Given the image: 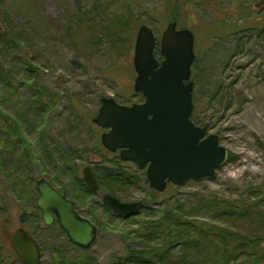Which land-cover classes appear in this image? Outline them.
I'll return each instance as SVG.
<instances>
[{
    "label": "rangeland",
    "instance_id": "1",
    "mask_svg": "<svg viewBox=\"0 0 264 264\" xmlns=\"http://www.w3.org/2000/svg\"><path fill=\"white\" fill-rule=\"evenodd\" d=\"M253 1L0 0V62L10 80L0 82V264H23L11 237L30 212H38L36 182L42 177L66 190L98 227L96 241L84 249L58 225L42 230L32 225L43 264L80 260L84 254L98 264H113L128 247L144 243L135 238L142 211L117 216L103 207L101 192H84L73 175L82 176L88 164L111 166L117 159L102 146L103 129L93 117L103 96L124 104L144 100L134 88L138 28L147 24L160 39L172 20L194 33V104L229 157L215 177L169 183L163 192L171 198L157 207L177 202L185 209L210 207L206 199H219L220 208L232 214L214 218L208 210L207 216L240 234L261 237L259 256L242 255L229 264H264V39ZM43 147L66 150V157L55 151L61 153L55 165ZM154 192L148 180H140L116 194L149 204ZM218 257L213 264H221Z\"/></svg>",
    "mask_w": 264,
    "mask_h": 264
},
{
    "label": "water",
    "instance_id": "2",
    "mask_svg": "<svg viewBox=\"0 0 264 264\" xmlns=\"http://www.w3.org/2000/svg\"><path fill=\"white\" fill-rule=\"evenodd\" d=\"M194 33L170 21L159 39L147 24H141L134 45L135 91L144 97L130 105L112 96H103L93 122L109 130L102 143L110 151L121 149L127 161L146 165L151 188L165 191L169 183L180 185L190 178L215 177L229 157L219 135L192 119L195 81L192 65L196 59ZM159 47L158 55L156 49ZM161 56V58L159 57ZM82 177L92 191L99 183L92 166L86 165ZM37 205L47 224L57 216L71 241L90 248L97 239L98 227L80 214L74 201L61 193L46 178L37 180ZM103 204L126 218L145 207L143 199L125 201L112 193L102 196ZM11 244L23 264H42L38 242L23 227L12 236Z\"/></svg>",
    "mask_w": 264,
    "mask_h": 264
},
{
    "label": "trees",
    "instance_id": "3",
    "mask_svg": "<svg viewBox=\"0 0 264 264\" xmlns=\"http://www.w3.org/2000/svg\"><path fill=\"white\" fill-rule=\"evenodd\" d=\"M132 45L133 38L129 41V44H126L128 50ZM156 53L160 55L158 47ZM159 57L161 58V56ZM3 68L0 62V82L6 84L10 80L4 76ZM41 113L45 114L46 109H43ZM191 117L195 123L206 125L204 120L198 116L196 107ZM43 151L55 165H57L56 160L61 153L64 158L67 153L66 150L58 149L55 151L61 153L55 156V151L51 152L48 147H43ZM124 163L126 162L117 154V159H111V166L105 165L103 162L96 163L93 166V172L100 190H106L120 198L116 194L119 189L136 185L140 180H148L146 170L143 167L137 168L142 171L136 174L134 172L138 170ZM65 164L67 165V159ZM68 167L71 169V166L68 165ZM69 172L73 174L74 171ZM203 178L190 179L200 181ZM73 179L84 192L94 193L87 186L82 176L75 173ZM51 184L67 195V191L61 188L60 185L53 182ZM166 193L155 190L150 198V202L153 203H145V207L141 210L144 213L141 219L143 221H140V229L135 231L137 232L135 238L144 243L136 248L128 247L126 255L113 264H213L218 261L214 260L216 256H219L221 264H229L232 258L238 259L242 255H260L257 254V247L259 245L258 240L261 237L240 234L225 225L215 223V220L206 215L208 210L213 211L214 218H224L227 214H232V212L220 208L222 204L219 199H206L210 207L197 205L193 209H185L184 204L180 202L170 203L163 208L157 207L163 201L171 198ZM160 195H162L161 200L158 199ZM74 203L77 208L76 202ZM102 205L110 211L103 203ZM36 213L30 212L29 219H32L33 215L36 216ZM57 250L56 247L55 252ZM62 258L64 259V256ZM58 262L59 264H98L97 259L90 254H84L80 260L70 261L66 259Z\"/></svg>",
    "mask_w": 264,
    "mask_h": 264
},
{
    "label": "flooded vegetation",
    "instance_id": "4",
    "mask_svg": "<svg viewBox=\"0 0 264 264\" xmlns=\"http://www.w3.org/2000/svg\"><path fill=\"white\" fill-rule=\"evenodd\" d=\"M253 10L257 13V16H259V18H260V22H261V24L259 25V29L262 31V34H261V37H263V39H264V0H254L253 1ZM255 13V14H256ZM116 99V98H115ZM117 100V99H116ZM119 102V101H118ZM142 102V101H141ZM124 104V103H123ZM127 105H130V104H127ZM99 126V125H98ZM102 129H103V131H102V133H101V143H102V134L104 133V132H106L107 130H109V128L108 127H102V126H100ZM102 146L106 149V151H108V152H110V153H114L115 155H116V158H117V154L120 156V151H121V149H118V150H116V151H110L109 149H107L104 145H103V143H102ZM121 157V156H120ZM122 158V157H121ZM123 159V158H122ZM124 160V159H123ZM126 163H132V165H130L129 164V166H131V167H134V166H138V167H144V168H146V165H142V166H140V165H138V164H136L135 162H133V161H127V160H124ZM89 165V164H88ZM128 165V164H127ZM90 166H92V165H90ZM85 167V166H84ZM83 167V168H84ZM83 168H82V171H83ZM92 169H93V166H92ZM37 183V182H36ZM51 183V182H50ZM53 185V184H52ZM54 186V185H53ZM55 187V186H54ZM57 188V187H56ZM58 189V188H57ZM59 190V189H58ZM60 191V190H59ZM61 192V191H60ZM94 192H96V193H99V192H101L102 193V196H103V194L104 193H106V192H108V191H106V190H100V186H99V189L97 190V191H94ZM62 193V192H61ZM110 193V192H109ZM64 194V193H63ZM114 195V194H113ZM37 201V200H36ZM36 207H37V209H38V212L36 213V216H34L33 215V218L32 219H29V217L27 216V218L22 222V225L21 226H19L18 228H20V227H23V228H25L26 230H27V232H28V234L30 235V236H32L33 238H35V240L38 242V244H39V246H40V251H41V259H42V245H41V243H40V241H39V239H38V237L36 236V234L34 233V232H32L31 231V229H30V227L32 226V225H34L35 227H36V229L37 230H42V229H45V228H47V227H52V226H54V225H58L64 232H66L65 230H64V228L60 225V223L58 222V220H57V216H56V214L53 212V216L55 217V220H54V222L52 223V224H47L46 222H45V220H44V218H43V216H42V210H41V208L37 205V202H36ZM76 207V206H75ZM77 210H78V208H76ZM111 210V209H110ZM79 211V210H78ZM112 211V210H111ZM80 212V211H79ZM80 214L81 215H83L81 212H80ZM117 215V214H116ZM84 216V215H83ZM86 217V216H85ZM94 223V222H93ZM95 224V223H94ZM17 228V229H18ZM16 229V230H17ZM15 230V231H16ZM15 233V232H14ZM13 233V234H14ZM67 233V232H66ZM68 235V234H67ZM13 236V235H12ZM49 237H51L52 238V236L51 235H49ZM69 237V236H68ZM11 239H12V237H11ZM73 242V241H72ZM74 243V242H73ZM12 245V244H11ZM77 245V244H76ZM78 246V245H77ZM80 247V246H79ZM82 248V247H81ZM42 264H43V262H42Z\"/></svg>",
    "mask_w": 264,
    "mask_h": 264
}]
</instances>
